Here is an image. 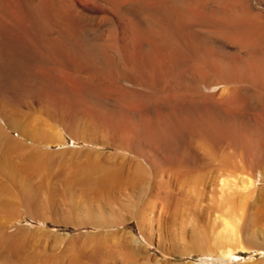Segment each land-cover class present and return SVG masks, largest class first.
Masks as SVG:
<instances>
[{
	"label": "rangeland",
	"instance_id": "obj_1",
	"mask_svg": "<svg viewBox=\"0 0 264 264\" xmlns=\"http://www.w3.org/2000/svg\"><path fill=\"white\" fill-rule=\"evenodd\" d=\"M216 1L187 0L185 5L189 10ZM251 2L264 13V0ZM91 5L96 12L95 21L104 28L108 19L115 18L120 35L124 32L151 39L160 37L151 30L158 11L155 5L140 4L134 11L133 23L105 3L92 0ZM186 20H190L189 16ZM201 26L211 29L212 24L202 21ZM47 34L52 36L53 30ZM162 45L152 47L156 57L168 53L164 42ZM179 46L178 71L188 77L197 75L201 84L189 86L177 78L175 81L165 66L155 67L153 75L147 77L138 62L137 68L130 70L133 75L129 79L132 77L136 82L129 83L132 90L111 85L106 96L93 90L86 92L65 75L55 73L62 92L52 93L48 100L35 101L25 96L8 105L1 98L0 264H135L141 259L150 264H264V87H254L243 94L240 84L230 80L225 84L224 79L213 73L212 49L200 48L198 44ZM135 51L140 57L138 46ZM231 55L232 59L236 58L235 53ZM251 60V65L258 64L264 70L262 64ZM42 70L35 69L39 74ZM50 71L48 68L46 73L53 77ZM30 86L27 81L23 87L28 91ZM1 92L0 97L5 94ZM197 94L201 105L208 98L215 103L224 102V113H235V120L216 119L218 111L214 106L205 112V108L197 105L196 111L183 117V121L180 118L182 123H179L174 113L159 109L165 107L162 102L168 97L196 102ZM233 96L238 98L232 101ZM72 101L78 102L79 107L74 108ZM93 103L105 112L104 121L97 118L98 108ZM114 110L121 115H113ZM90 111L95 113L90 115ZM178 123L193 127L202 143L186 145L179 135L177 148H180L174 156H162L156 150L147 161L121 148L118 138L124 133L134 129L142 132L146 125L153 132L165 131ZM114 132L119 135L113 136ZM3 133L21 140L27 148L11 151ZM34 146L40 150V160L30 167L26 160L28 147ZM205 146L210 148V154ZM92 149L105 155L124 156L127 160L132 157L131 160L143 166L142 176L137 179L135 176L127 188L121 186L125 189L119 191L118 199H110L109 194L90 193L94 183L91 181L92 186H88L87 180L91 179L84 162ZM129 167V173L133 170L136 174L137 167ZM129 189L133 192L131 196ZM97 199L98 203L92 202ZM129 211L138 215L132 216ZM140 213L150 215L151 220ZM132 238L141 240L146 249L138 250ZM182 247L186 248L185 252Z\"/></svg>",
	"mask_w": 264,
	"mask_h": 264
},
{
	"label": "bare ground",
	"instance_id": "obj_2",
	"mask_svg": "<svg viewBox=\"0 0 264 264\" xmlns=\"http://www.w3.org/2000/svg\"><path fill=\"white\" fill-rule=\"evenodd\" d=\"M96 1L116 9L118 14L122 13L120 17L125 16L131 23L134 22V11L139 8L140 4L145 3L157 6L158 11H155V20L154 24L151 25V30L157 31L160 37L151 39L150 37L125 35L124 32V35H120L118 27L113 21L115 18L108 19L107 26L104 28L99 22L95 21L96 16L94 14L96 12L91 5L92 0H0V88L5 91V94L2 93L4 92L3 90L2 92L0 91L2 93L0 100L1 98H3V101L7 100L8 102L6 103L8 105H12V103L25 96L35 101L48 100L52 93L56 91L62 92L59 84H57L60 82L55 73L65 75L86 92H88L87 90H93L106 96L107 88L111 87V85L124 86L128 89L133 88L129 83L135 84L136 82H134L132 77L129 79V76L133 75L130 70L136 69L138 62L142 64L147 77L153 75L155 67L165 66L169 69V73L173 74L175 81H177V78L180 82L189 86L196 82L201 84V80L197 75L188 77L178 71L181 67L179 68L180 54L177 53L179 51L177 45L180 44L183 47L185 43L187 47L198 44L200 48L208 47L212 49L214 51L213 57L215 58L213 73H216L219 79H224L225 84L226 80H230V82L235 84L238 83V86L240 84L241 93H247L254 87H264V70L259 69L257 67L258 64H250L251 59H253L264 67V13L256 10L251 0H218L215 4L210 2V4L204 3L206 5H195L189 10L185 5L187 0ZM187 16L190 18L189 21L186 20ZM123 19L121 18V20ZM202 21L212 24L211 29H208L209 26L203 28L201 26ZM48 30H53L52 36L47 34ZM80 31H84L83 34ZM162 42H164V47H166L168 53L166 52L167 54L163 57H156L152 52V47H163ZM135 46L140 48V57L136 54ZM231 52L236 54L235 59L231 58ZM221 54L225 55V57ZM37 67L43 69L40 74L35 71ZM48 68H51L50 72L53 77L47 75L46 70ZM124 74L128 75L127 79ZM27 81L31 83L28 91L25 90L27 87H23ZM205 88L208 89L209 86H205ZM63 89L70 98H73V94L65 88ZM182 89H186V87L183 86ZM237 98V96H233L232 101ZM195 100L196 102H192L190 99L172 96L164 100L162 103L165 107L160 104L159 107L162 106V108L159 109L170 114L174 113V118H179V123H182L180 118L183 121V117L194 113L197 105L205 108L203 110L205 112H207L206 108L214 106L218 111L216 119L222 117L233 120L236 117L233 112L224 113V102L215 103L208 98L201 105L199 94L196 95ZM42 102L45 103V101ZM72 103L74 102L72 101ZM74 104V108L79 107L78 102ZM96 104H94L95 108H98ZM203 111L202 113L207 115ZM90 112V115L98 112L96 116L102 121L106 119L105 112L99 110V108L95 112ZM112 114L121 115L118 110H114ZM179 123L176 124L178 125L177 127L171 125L165 131L157 130L153 132V129L151 130L150 126L146 125L145 130L142 132H137L134 129L129 134L124 133L118 138L121 140V148L140 157H145L147 161L148 159L146 158H151L149 154L156 150L159 151L160 155L162 153V156L163 154L166 156H172L173 154L174 156L178 148H180H177L179 144L177 143V136L179 135L183 136L186 145L202 143L197 138L198 134L193 127L185 123L181 125ZM115 133L112 135H119V133L118 135ZM3 134V140H6V146L11 151L19 152L27 148L21 140L12 138L7 133ZM213 134L216 133L214 132ZM205 148L206 153L210 154V148L208 146H205ZM28 149H30V152L26 160H29L27 163L31 167V165L36 164L40 160V150L35 146L28 147ZM88 151L89 157L86 153L88 159L85 158L86 162H84V165H86V170L90 177L88 179H91L89 180L90 183L87 180L88 186H92L94 183V189L91 188V192V189L88 190L94 195L103 196L104 194H109L110 199H118V197L120 198V190L127 188L131 184V180H135V176H137L136 179L138 176H142L140 175V170H143V166H140L135 160H131L132 157L127 160L124 156L116 154L105 155V153L94 149ZM176 156L178 157V155ZM129 165L137 167V172L135 170L136 174L133 170L129 173ZM121 186L125 187L121 189ZM128 193L130 195L133 192L129 189ZM92 202L98 203V199L92 200ZM129 213L132 216L138 215L137 212L129 211ZM140 214L146 220H151L152 218L150 215ZM122 219L118 220L120 221L119 224L123 223ZM131 241L136 242L138 250H140L139 248L146 249L141 240L132 238ZM184 249L186 248L182 247L183 252H185ZM135 264H150V262L141 259Z\"/></svg>",
	"mask_w": 264,
	"mask_h": 264
}]
</instances>
